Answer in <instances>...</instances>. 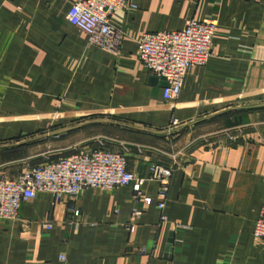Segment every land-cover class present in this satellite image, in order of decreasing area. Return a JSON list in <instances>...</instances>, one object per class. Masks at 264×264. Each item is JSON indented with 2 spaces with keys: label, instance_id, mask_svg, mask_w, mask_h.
I'll list each match as a JSON object with an SVG mask.
<instances>
[{
  "label": "crops",
  "instance_id": "obj_1",
  "mask_svg": "<svg viewBox=\"0 0 264 264\" xmlns=\"http://www.w3.org/2000/svg\"><path fill=\"white\" fill-rule=\"evenodd\" d=\"M75 2L0 0V179L110 149L139 179L152 164L174 167L166 207L152 180L139 198L134 184L60 204L40 193L17 220L0 219V264H264L254 238L264 206V0H132L135 11L111 18L126 33L119 56L69 22ZM193 18L216 23L213 53L168 101L138 38ZM240 111L214 124L229 134L168 135L174 120L190 128Z\"/></svg>",
  "mask_w": 264,
  "mask_h": 264
},
{
  "label": "built area",
  "instance_id": "obj_2",
  "mask_svg": "<svg viewBox=\"0 0 264 264\" xmlns=\"http://www.w3.org/2000/svg\"><path fill=\"white\" fill-rule=\"evenodd\" d=\"M136 9L132 0H77L67 18L73 26L89 36L91 45L119 56L126 33L112 24V15ZM216 33L214 21L193 18L181 31H157L138 38L141 62L153 77L166 82L163 90L166 100L179 99L190 68L207 65L213 53ZM182 125L179 120H174L172 129L181 128ZM173 172L174 167L152 164L147 178H136L128 169L125 154L110 149H95L92 153L62 157L42 166L28 167L15 180L0 179V219L17 220L23 204L43 192L51 194L60 204L64 198H76L87 190L109 191L134 184L136 198H139L146 180L160 182L158 195L161 201L158 208L164 210ZM78 215L77 210L74 216ZM138 215L137 211L133 213V216ZM162 221L168 222L167 216L162 215ZM44 227L50 230L51 222ZM134 229V224L127 225L128 231ZM179 229H184V226L171 224L174 233ZM255 229V240L264 242V206Z\"/></svg>",
  "mask_w": 264,
  "mask_h": 264
},
{
  "label": "rangeland",
  "instance_id": "obj_3",
  "mask_svg": "<svg viewBox=\"0 0 264 264\" xmlns=\"http://www.w3.org/2000/svg\"><path fill=\"white\" fill-rule=\"evenodd\" d=\"M242 115V111L240 112H229L228 114L224 115V116H221L219 118H216V119H212V120H209V122H202V123H198L197 125H192L190 128H186V127H183V128H178V129H175L174 131H170V133H168V135H171V136H177V140H180V139H184L186 136L189 138L193 135H196V137L198 136H201V137H206V136H211V137H215L217 136L215 133L218 131V133L220 134H225V133H230L231 131H235L232 127H230L229 129H226L222 132V130H216L214 124L216 123H224L225 121H228V120H231V119H234L238 116ZM213 123V124H211ZM210 134V135H209ZM219 134V136H220Z\"/></svg>",
  "mask_w": 264,
  "mask_h": 264
}]
</instances>
